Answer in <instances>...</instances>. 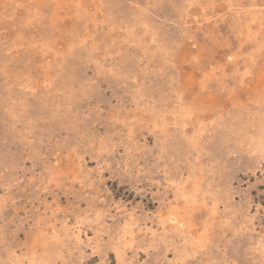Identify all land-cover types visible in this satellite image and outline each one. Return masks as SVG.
Instances as JSON below:
<instances>
[{
	"label": "rangeland",
	"instance_id": "374dc122",
	"mask_svg": "<svg viewBox=\"0 0 264 264\" xmlns=\"http://www.w3.org/2000/svg\"><path fill=\"white\" fill-rule=\"evenodd\" d=\"M0 264H264V0H0Z\"/></svg>",
	"mask_w": 264,
	"mask_h": 264
}]
</instances>
